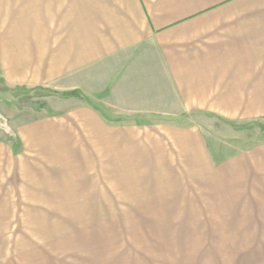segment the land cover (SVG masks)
<instances>
[{
    "label": "crops",
    "instance_id": "1",
    "mask_svg": "<svg viewBox=\"0 0 264 264\" xmlns=\"http://www.w3.org/2000/svg\"><path fill=\"white\" fill-rule=\"evenodd\" d=\"M9 4L24 13L25 54L39 68L42 86L88 97L77 100L70 117L49 121L56 136L47 130L34 139H56L58 146L73 140L69 149L81 166H94L90 175L96 177L105 172L108 181L106 198L88 210L104 222L39 235L18 222L15 205L31 200L28 188L45 193L47 185H30L27 174L17 179L18 154L4 152L12 164L2 165L0 146V264H264V142L216 162L202 127L187 119H264V0ZM150 120L154 130L139 128ZM70 123L75 133L68 137L61 129ZM34 132L23 136L31 145ZM130 140H142L135 145L142 152L130 156ZM135 162L150 167L129 168ZM40 164L41 176L48 164ZM87 171L81 168L80 180L86 181ZM131 171L164 172V190L154 179L148 184L152 196L123 199L128 185H121L122 177L127 182ZM193 188L196 196L207 191L222 198L218 204L227 208L195 211L183 218V227L169 226L172 206L203 207L190 199Z\"/></svg>",
    "mask_w": 264,
    "mask_h": 264
},
{
    "label": "rangeland",
    "instance_id": "2",
    "mask_svg": "<svg viewBox=\"0 0 264 264\" xmlns=\"http://www.w3.org/2000/svg\"><path fill=\"white\" fill-rule=\"evenodd\" d=\"M25 46L24 13H20L17 6L11 7L9 0H0V146L2 150L5 149L1 152L2 165L12 164V161L9 160L10 156L4 154V152H9L10 149L14 155L18 154L17 179H20L19 176L23 177L27 174L26 181L30 185L34 183L39 186L47 185L45 189L43 188L45 193H41L40 189L33 187L27 189V192L32 194L31 200L28 197L26 198L27 204L17 203L15 205L18 219L22 217L18 222L21 221L28 227H32V231L39 235L69 225L72 227L76 224V226L82 228H93L105 221L96 220L101 218L102 214H96V217H91L92 215L88 214L90 206L96 200L102 196L106 198L103 195L106 192L104 184L108 181L105 172H100L98 177L95 174L90 175V170L93 171L94 166H81L80 157L71 154L73 149L69 148L72 147L73 140L65 141L66 143L63 146H58L57 143L61 142L56 139L49 141L34 139L35 136L37 138L42 136L41 132L47 130L51 131L48 134H51L52 137L56 136V133L52 130L55 124H51L49 121H57V117L61 119L70 117L74 107L78 105L77 100H87L88 97L81 91L59 90L57 85L42 86L39 68H34L32 66L34 64L28 61ZM19 52L21 54L17 56L18 59H12V55ZM25 64H28V67H25ZM156 119H163V117ZM187 119L193 125L202 127L208 143L207 146L216 162L224 161L236 153L264 142V119L231 121L209 114H193L189 115ZM152 121L138 124V126L139 128L146 126L151 128L150 130H154L157 124H153ZM68 126L65 124V129H61V131H64L62 133L70 137L75 132L72 129V123ZM31 128L32 131L38 132L36 135L35 132L32 136L29 135L34 139L31 140L32 143L36 142L38 145H31L30 141L23 138L24 133L30 131ZM142 142V140L141 142L130 140V156L142 152L135 146ZM148 142L151 143L153 140ZM61 149L62 152L58 151ZM63 149L68 153H65ZM143 156H140V159ZM43 162L48 165L47 167L43 166L40 176V171L39 169L36 170L35 165H41L40 163ZM136 162H139V159ZM136 162L130 164L129 168L150 167V165L144 163L140 165ZM82 167L89 171L86 172V175H83L86 181L80 180ZM58 169L62 171H57ZM22 170L27 172L24 173ZM162 176H164V172H127V177H129L127 182L122 177L124 182L121 185H128L126 193L123 194V199L132 202L133 200L141 201L143 198L146 199L148 196H152V190L148 188V184L151 186L154 179L158 182L160 192L163 191L164 179ZM18 184L22 185V182H18ZM82 184L89 186L84 189L81 187ZM115 184L114 181V186ZM95 185L101 187L100 191H96ZM58 192L59 195H57ZM115 193L113 190V196L117 197L119 194ZM208 194L207 191H204L196 196L193 188L190 199L192 201L201 200L203 207L201 208L200 204L193 202L172 206L170 212H173L172 215L175 219L170 221L168 225L183 227L185 224L183 218L191 216L195 211L216 212L219 207L221 211L227 208V205L218 204V201L222 198H213ZM164 197L158 196L159 201H164ZM176 198L178 199V197ZM10 208H14V205H11ZM161 210L162 212H168L163 211L162 205ZM24 212L35 213L32 215H19V213ZM24 216L27 219H24ZM81 218L86 219L80 220ZM72 222L73 224H70ZM131 222L132 220L128 219V223ZM132 238L136 239V237Z\"/></svg>",
    "mask_w": 264,
    "mask_h": 264
}]
</instances>
